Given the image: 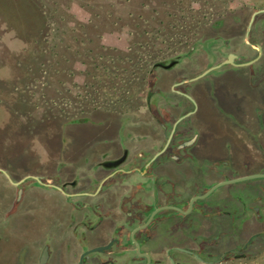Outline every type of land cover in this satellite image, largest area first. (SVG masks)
<instances>
[{
  "label": "flooded vegetation",
  "instance_id": "flooded-vegetation-1",
  "mask_svg": "<svg viewBox=\"0 0 264 264\" xmlns=\"http://www.w3.org/2000/svg\"><path fill=\"white\" fill-rule=\"evenodd\" d=\"M261 11L226 14L157 55L122 110L57 119L37 144L17 140L8 123L19 111L0 103V134L10 131L18 155L0 164V264H224L263 253Z\"/></svg>",
  "mask_w": 264,
  "mask_h": 264
},
{
  "label": "rangeland",
  "instance_id": "rangeland-1",
  "mask_svg": "<svg viewBox=\"0 0 264 264\" xmlns=\"http://www.w3.org/2000/svg\"><path fill=\"white\" fill-rule=\"evenodd\" d=\"M258 8L264 0H0V103L19 111L7 125L37 144L57 119L122 110L157 55ZM5 133L0 164L18 156ZM224 264H264V251Z\"/></svg>",
  "mask_w": 264,
  "mask_h": 264
},
{
  "label": "water",
  "instance_id": "water-1",
  "mask_svg": "<svg viewBox=\"0 0 264 264\" xmlns=\"http://www.w3.org/2000/svg\"><path fill=\"white\" fill-rule=\"evenodd\" d=\"M261 12H264V11H261Z\"/></svg>",
  "mask_w": 264,
  "mask_h": 264
}]
</instances>
